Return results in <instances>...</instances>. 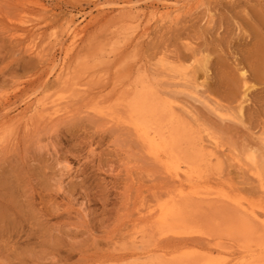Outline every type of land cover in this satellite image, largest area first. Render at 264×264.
<instances>
[{"label":"rangeland","instance_id":"374dc122","mask_svg":"<svg viewBox=\"0 0 264 264\" xmlns=\"http://www.w3.org/2000/svg\"><path fill=\"white\" fill-rule=\"evenodd\" d=\"M195 1L0 0V264H171L184 252L190 264L264 262V245L157 230V208L179 203V188L214 192L262 218L209 198L188 201L185 222L248 219L264 244V0ZM75 26L86 33L57 78ZM69 78L86 94L71 98ZM136 78L179 126L176 151L201 178L171 181L129 126L92 115V102L114 103ZM58 98L70 107L42 121L36 102ZM25 99L34 106L15 118Z\"/></svg>","mask_w":264,"mask_h":264},{"label":"bare ground","instance_id":"6f19581e","mask_svg":"<svg viewBox=\"0 0 264 264\" xmlns=\"http://www.w3.org/2000/svg\"><path fill=\"white\" fill-rule=\"evenodd\" d=\"M34 1V0H33ZM182 1V0H181ZM195 1V0H194ZM99 2V1H98ZM196 2V1H195ZM198 2V1H197ZM30 3V0H29ZM34 3V2H33ZM201 3V2H199ZM198 3V5H199ZM31 4V3H30ZM40 4V3H38ZM38 4H36V6H38ZM163 4V3H162ZM161 4V5H162ZM185 4V3H184ZM193 4V3H191ZM190 4V6H191ZM179 5V4H176ZM176 5H167V4H163L162 6L164 7L165 11L167 13V10L169 9H175ZM197 5V3H196ZM41 6V4L39 5ZM38 6V7H39ZM189 5L186 4V9L188 8ZM194 6V5H193ZM180 7V6H179ZM198 7V6H197ZM130 8V7H127ZM177 8V7H176ZM178 9V8H177ZM181 9V8H180ZM179 9V10H180ZM179 10H177L179 12ZM190 10V9H189ZM194 10V9H192ZM196 10V8H195ZM176 11V10H174ZM162 12V13H164ZM159 13V12H158ZM157 13V14H158ZM166 13L164 15H166ZM177 13V12H176ZM180 13V12H179ZM160 15V14H158ZM163 15V16H164ZM169 15V14H168ZM172 14H170L171 16ZM162 17V16H161ZM169 17V16H168ZM167 17V19H168ZM162 19V18H161ZM167 19H164L167 20ZM26 21V20H25ZM28 21H26L27 23ZM90 22V21H89ZM88 22V23H89ZM160 22V19H159ZM162 22V20H161ZM166 22V21H165ZM174 22V21H172ZM31 23V22H30ZM87 25V24H86ZM83 26V25H82ZM72 29V28H71ZM85 30L84 28H77L75 26V28H73L70 32V36H68L70 43L68 45H66L67 48H65V54L63 53L64 57L61 60V62L54 67L56 76L57 78H61V77H66L68 76V61L70 59V56L73 53V50L76 48L77 46V41L79 40V38L82 36L83 38V34H84ZM146 32V31H145ZM144 32V33H145ZM86 33V32H85ZM36 33L33 34V36H38ZM143 34V33H142ZM20 35V34H19ZM41 35V34H40ZM146 35V34H144ZM143 35V36H144ZM23 36V35H22ZM21 36V37H22ZM32 36V38H29L31 41V44L33 47H35V38ZM28 39V40H29ZM50 39V38H49ZM38 40V39H37ZM68 40V41H69ZM81 40V39H80ZM29 43V41H27ZM26 42V43H27ZM51 42V41H50ZM53 42V41H52ZM40 43V42H39ZM39 43L37 46H39ZM66 43V42H65ZM42 44V43H41ZM62 45V44H60ZM29 46V45H27ZM30 45L29 49L32 47ZM40 47V46H39ZM65 47V46H64ZM62 48V47H61ZM34 49V48H32ZM31 49V50H32ZM40 49V48H38ZM36 47V51L38 50ZM43 49V48H41ZM78 49V48H77ZM30 51V50H28ZM41 51V50H40ZM43 51V50H42ZM62 51V49H61ZM78 51V50H77ZM35 52V51H34ZM39 52V51H38ZM44 52V51H43ZM38 54V53H37ZM41 54V53H40ZM74 55V54H73ZM101 57V56H100ZM73 58V57H71ZM161 60H164L161 59ZM166 60V59H165ZM207 61V58L205 59ZM74 61V60H73ZM119 61V60H118ZM71 62V61H69ZM120 62V61H119ZM88 63V62H87ZM90 63V62H89ZM95 63V62H94ZM102 63V62H101ZM100 63V64H101ZM72 64V63H70ZM207 64V63H206ZM206 64L203 63V65L205 66ZM87 65V64H86ZM105 65V64H104ZM202 65V66H203ZM257 65V64H256ZM54 66V64H53ZM74 67V65H71ZM80 66V65H79ZM82 66V65H81ZM93 66V65H92ZM95 66V65H94ZM99 66V65H98ZM97 66V67H98ZM101 67V66H100ZM207 67V65H206ZM83 68V67H82ZM96 68V67H95ZM94 68V69H95ZM86 69V68H85ZM108 69V68H107ZM125 69V68H124ZM128 69V67H127ZM78 70V69H77ZM76 69L74 71H77ZM83 70V69H82ZM91 70V69H90ZM101 70V69H100ZM206 70V68H205ZM264 70V69H263ZM70 71V70H69ZM79 71V70H78ZM124 71V70H123ZM131 71V70H130ZM134 71V70H133ZM119 72V71H118ZM206 72V71H205ZM208 72V71H207ZM78 73V72H77ZM77 73H75V75L77 76ZM82 73V71H81ZM96 73V72H95ZM93 73V75L95 74ZM134 73V72H133ZM244 73V72H243ZM79 74V73H78ZM86 74V73H85ZM70 75V74H69ZM72 76V77H75ZM136 75V74H135ZM141 75V74H140ZM205 75V74H204ZM83 76V75H82ZM102 76V75H101ZM126 76V75H125ZM192 76V75H191ZM208 76V74H207ZM263 76V75H261ZM71 77V76H70ZM94 77V76H93ZM121 77V75H120ZM119 77V78H120ZM144 77V76H140ZM79 78V76H78ZM101 78V77H100ZM114 78V77H113ZM116 78V77H115ZM139 78V77H138ZM139 78V79H140ZM207 78V77H206ZM205 78V79H206ZM66 79H68L66 77ZM76 79V78H74ZM81 79V78H80ZM79 79V80H80ZM91 79V78H90ZM96 79V78H95ZM121 79V78H120ZM138 79V80H139ZM244 80V77L242 78ZM65 80V79H63ZM77 80V79H76ZM114 80V79H113ZM128 80V79H127ZM137 78L134 80V82H140V80L138 81ZM92 81V80H91ZM106 81V80H105ZM132 81V80H131ZM131 81L129 83H131ZM202 81V80H201ZM68 82V81H67ZM72 82H74L73 78L72 80L69 78V86H71V88L73 87L72 85L75 84V82L73 84H71ZM87 82V81H86ZM86 82H83L82 84H87ZM93 82V81H92ZM91 82V83H92ZM99 82V81H98ZM122 82V81H121ZM64 82H62L63 84ZM66 83V82H65ZM90 83V85H91ZM127 83V81H126ZM133 83V82H132ZM142 82L140 83H135L132 85L134 88L131 90H128L127 88V92L124 93L123 95H121L122 97L119 98L118 100H116L114 103H110V102H105L103 101H99L102 98L100 96H98L99 99L97 100L94 104L92 102L91 105V111L94 113L92 114L94 117L96 115V117H101L100 120H106L108 124L110 123H115V122H124L127 126L130 127V129H132V131L134 132L135 136L137 137V139L142 143V145L144 146L147 155L151 158V160L154 161V163L160 167L162 169V171L164 172V174L173 180H178V182H181L180 179H182L181 175H183L186 179H191V178H201L202 177V170L201 167L199 165V162L194 161V159H192L189 163V161L186 160V157L182 156L181 152L176 151V146L181 142V137H182V131L179 129L178 125H175L173 119L170 117V115H167L166 110L164 108V106L162 105V103L160 102H155V100L150 96L151 94L148 93L146 87H144L142 84ZM144 83V80H143ZM187 83V82H186ZM193 83V82H190ZM247 83V82H246ZM84 84V85H85ZM100 84V83H92V86ZM104 84V83H103ZM146 84V82H145ZM201 84V83H200ZM245 84V83H244ZM67 85V84H66ZM80 85V84H78ZM89 85V84H87ZM148 85V84H147ZM194 85V83H193ZM249 85V84H248ZM69 86L67 85V89L69 88ZM82 86V85H81ZM81 86H77V87H81ZM86 86V85H85ZM105 86V85H104ZM91 87V86H90ZM95 87V88H96ZM99 87V86H98ZM131 87V86H130ZM244 87V85H243ZM70 88V89H71ZM87 88V86H86ZM85 88V89H86ZM193 88V87H192ZM249 88V86H248ZM72 89H74V93L71 94V98L74 99V97H76L75 93H77V96L79 94H86L83 93L85 92L83 91H79L78 92V88L73 87ZM71 89V90H72ZM244 89V88H243ZM250 89V88H249ZM253 89V88H252ZM63 90V89H62ZM70 90V91H71ZM79 90H82L81 88ZM91 90V89H90ZM251 90V89H250ZM61 91V90H60ZM65 91V90H64ZM111 91V90H110ZM124 91V90H123ZM230 90H228L229 93ZM248 91V90H247ZM246 91V92H247ZM66 92V91H65ZM106 92V91H105ZM121 92V91H120ZM231 92V91H230ZM68 94L71 92H67ZM109 93V92H108ZM249 93V92H248ZM118 94V93H117ZM122 94V93H120ZM119 94V95H120ZM195 94V93H194ZM245 95H247L246 93H244ZM66 95V94H65ZM73 95V97H72ZM160 95V94H159ZM245 95L243 97H245ZM67 96V95H66ZM103 96V95H102ZM106 96V95H105ZM79 97V96H78ZM82 97V96H81ZM129 97H131V99L129 101H127L129 99ZM166 97V96H165ZM67 98V97H64ZM71 98H69L68 100L71 101ZM106 98V97H105ZM246 98V97H245ZM7 99V98H6ZM82 99V98H81ZM104 99V96L103 98ZM8 100V99H7ZM47 102H44V101ZM41 100L39 101V103L36 102L37 105H35V109H37V114H39V117L42 121H44V119H54L57 118L59 116H61L62 113H64L65 109H63L66 106V102L67 105L69 104V101H66V99L63 98H58L55 100ZM65 100V105H64V101ZM92 100V99H91ZM162 100V99H161ZM165 100V99H164ZM95 101V100H94ZM112 101V100H111ZM168 101V100H167ZM4 102H6L4 100ZM74 103V101H72ZM71 102V103H72ZM243 102V101H242ZM241 102L243 107V103ZM9 103V100L6 102V104ZM173 103V102H172ZM219 103V102H218ZM239 103V101H238ZM2 105H4L3 103H1ZM35 104V103H34ZM34 104L27 102V99H25L23 101V105H24V109L22 110V112H19L16 114L15 118L20 119L23 115V113L28 112L33 106ZM64 105V107H63ZM70 105V104H69ZM68 105V107H70ZM239 105V104H238ZM5 106V105H4ZM240 106V105H239ZM67 107V109H68ZM85 107V106H84ZM172 107H174L172 105ZM238 109V108H237ZM175 110V109H174ZM243 110V109H242ZM70 111V110H69ZM73 111V110H72ZM90 111V112H91ZM66 112V111H65ZM68 112V111H67ZM88 112V111H87ZM91 112V113H92ZM242 112V111H241ZM35 113V112H34ZM69 113V112H68ZM89 113V112H88ZM243 113V112H242ZM6 114V113H5ZM36 114V115H37ZM11 117V116H9ZM38 117V116H37ZM69 117V116H68ZM7 118V117H6ZM36 118V117H35ZM176 118V117H175ZM11 119V118H10ZM38 119V118H37ZM8 120V119H5ZM13 120H17L14 119ZM11 120V121H13ZM1 121V120H0ZM40 121V122H42ZM47 120H45L46 122ZM176 121V119H175ZM9 123V121H6ZM4 122V125H6ZM48 122V121H47ZM1 123V122H0ZM107 124V125H108ZM169 125V127H167ZM2 126V124L0 125ZM169 128V129H168ZM167 129V131H166ZM182 129V127H181ZM184 129V127H183ZM182 129V130H183ZM187 130V128H186ZM4 133V132H3ZM190 133V132H189ZM187 134V132H186ZM136 139V138H135ZM193 146V145H192ZM183 150V149H182ZM185 151V150H184ZM145 152V151H144ZM184 155V154H183ZM150 160V159H149ZM165 176V177H166ZM181 176V177H180ZM166 177V178H167ZM183 177V179H184ZM167 178V179H168ZM182 179V180H183ZM192 180V179H191ZM196 182V181H195ZM170 183V182H169ZM174 185V183H173ZM181 185V184H179ZM177 187V185H176ZM181 187V186H180ZM175 188V187H174ZM173 189V188H172ZM177 189V188H176ZM175 190V189H174ZM173 191V190H172ZM179 197H181V200L179 203L177 204H173L170 207H158L157 208V221H156V225H157V230L161 233V235H167L166 237H168V234L171 235H175V236H183V235H197L200 237H203L204 239H209V240H213L214 238L218 237L219 240H224V241H229L232 242L236 247H238L239 249H253L254 247H262L264 244L262 243L263 241V237L260 236L258 233H256V230L254 228V225L248 220V219H240V218H235V219H228V220H221V221H216L213 219L210 220H206L203 219L201 220V222H196L197 225L195 227L190 226L189 224H187L185 222L184 216H183V208L184 206H186L188 204V201H190L191 199L193 200H197L200 203H203L204 200L212 198V199H218L221 201H225L227 203L236 205L238 208H240L241 210H243L245 213L248 214V212L250 213L251 217L253 220H256L258 218H262L258 217V215L255 213V210H253L252 208H246L244 207L242 204H240L238 201L234 200L233 198L226 196V195H222L220 193H207V194H203V193H199V192H188L185 193L182 191L181 188H179ZM173 195V194H172ZM191 200V201H192ZM214 203V202H213ZM246 205V204H245ZM205 206V205H204ZM159 209V210H158ZM154 211V210H153ZM235 212V210L233 211ZM156 214V213H154ZM258 214H262V213H258ZM155 216V215H154ZM219 216H215V217H220ZM264 216V215H263ZM145 217V216H144ZM150 218V216H149ZM222 218V216L220 217ZM145 219V218H144ZM257 221V220H256ZM263 226H264V222H262ZM257 225V224H256ZM256 227V226H255ZM188 228V229H187ZM153 229V228H152ZM173 237V236H172ZM185 237V236H184ZM176 238V237H175ZM182 238V237H180ZM210 241H207V243ZM211 243V242H210ZM233 247V246H232ZM247 250V251H248ZM194 255V253L192 252H184L182 253L180 256L174 258V260L171 262V264H190L191 258ZM260 262V259L256 256H252L251 260H248L247 264H264V262ZM164 264V263H163ZM246 264V263H245Z\"/></svg>","mask_w":264,"mask_h":264}]
</instances>
